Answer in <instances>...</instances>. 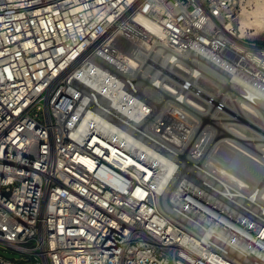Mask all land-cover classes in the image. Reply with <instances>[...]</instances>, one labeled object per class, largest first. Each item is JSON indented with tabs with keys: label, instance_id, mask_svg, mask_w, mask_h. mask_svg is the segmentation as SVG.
<instances>
[{
	"label": "built area",
	"instance_id": "1",
	"mask_svg": "<svg viewBox=\"0 0 264 264\" xmlns=\"http://www.w3.org/2000/svg\"><path fill=\"white\" fill-rule=\"evenodd\" d=\"M237 2L0 0V249L19 254L0 264H264V238L244 245L224 215L239 211L221 196L220 153L195 144V159H169L168 178V159H131L143 62L194 65L213 82L210 141L226 136L220 122L246 124L224 89L264 106V45L235 36ZM139 17L162 51L137 53ZM231 235L252 255L221 240Z\"/></svg>",
	"mask_w": 264,
	"mask_h": 264
},
{
	"label": "bare ground",
	"instance_id": "2",
	"mask_svg": "<svg viewBox=\"0 0 264 264\" xmlns=\"http://www.w3.org/2000/svg\"><path fill=\"white\" fill-rule=\"evenodd\" d=\"M237 3L239 7L238 16L236 23L232 26V29L235 30V36L245 38L248 35V31H254V33H249L248 36L264 31V0H238ZM135 27H142L140 32L132 27L136 34L134 45L138 54L147 57L148 54L150 55L151 50L159 52L163 50L162 38L155 25L139 17L136 20ZM149 34L152 35L151 39H147ZM117 55L128 64L131 71H133V68L138 67L139 64L135 58L124 56L121 52H118ZM140 67L134 72H140V77L142 78H146V73H148L150 78H146V84L139 85L138 90L132 87L135 97L131 98V156L133 154L137 157L132 156L133 158L131 159H168L164 168L167 178L172 173L174 164L169 159H195L198 154L194 147L195 144L203 152L206 151V147L208 148L209 152H205V157H207L206 154L209 156L210 152L216 147L227 146L232 151V154L236 153L234 158L230 160L232 164L238 158L264 164L262 163L264 162L262 160L264 156L254 154L253 151L248 150L244 145L232 141L229 138V136H233V134H229L230 131L226 133L227 138L224 136L223 139L217 138L210 141L212 128L206 129L208 127L202 125L203 123L199 121L197 115L200 117L202 113L214 117L212 120H220L215 119L217 115L213 104L215 97L213 86L215 85L205 75L198 73L194 65L184 66L176 62L172 64L164 63V66L160 69L152 67L146 61ZM163 69H165V73L172 71L181 78L177 80H171L164 76L162 78H154L152 74L157 73V71L160 72V70L163 71ZM142 78H139V80ZM139 80L135 82V85L140 83ZM179 81L182 82L179 83ZM221 94H223L224 99H228L232 102V105L238 108L237 111L240 115H246L249 119H254L251 114L258 115L257 111H260V109L264 110V106L259 107V109L231 96L227 89H224ZM209 111L214 113L210 114ZM259 115L260 119L256 121L264 124V114L261 112ZM198 121L201 122L199 126H203L204 129L200 128L197 136L193 139V133L198 130ZM222 123L219 125L224 126L225 129L232 127L241 132L246 130L241 124ZM235 139L238 140L236 137ZM210 148L212 149L210 150ZM74 159L88 158L78 156ZM231 165L226 164L225 168L215 166L216 170L214 171L218 178L220 174L221 185L238 202L235 206V202L234 204L232 203V206L239 211L238 214L224 210V215L227 218L230 217L233 222L245 229L246 239L244 240V245L248 243L250 245L255 244L258 240L264 238V229H262L264 228V188L260 186L261 188L257 189L258 187L256 188L255 186L251 190H247L242 179L237 178L238 176L227 168ZM241 170L240 172H242ZM227 213H229L228 216ZM233 238L237 241H234ZM221 240L230 247L238 249L242 255H252L253 253L250 248L247 249L241 246V239L233 237V235L229 236L228 239L223 237Z\"/></svg>",
	"mask_w": 264,
	"mask_h": 264
},
{
	"label": "rangeland",
	"instance_id": "3",
	"mask_svg": "<svg viewBox=\"0 0 264 264\" xmlns=\"http://www.w3.org/2000/svg\"><path fill=\"white\" fill-rule=\"evenodd\" d=\"M252 32L254 33V31H248L247 33L249 35V33H252ZM248 35H247L248 38L245 37L244 39L255 41L257 44L264 45V31H261V32L259 31V33L258 32L255 33L254 34L255 36L254 35L253 36H248ZM164 77L169 78L171 80H177L178 78H181L179 75H176L172 71L170 73L168 72V73L164 74ZM180 82H182V81H179V83ZM144 83L146 84L145 81H143V82L140 81V83H137L136 85L134 83L131 86L133 87V89L136 88L135 90H138L139 85H143ZM204 90H205V88H204ZM202 98H204V97H202ZM231 109H232V107H231ZM212 113H214V112L213 111L210 112V114H212ZM206 116L207 115H204L202 113L200 114V117H199V115H197V117L199 118V121H201L202 117L204 118ZM238 116L243 117V119L247 120V122H245L246 123L245 125L241 124L244 127V130L246 129L244 131L245 133L241 132L239 130H236V129L232 128V127H229V128H227V133H229V131H230L229 134H231V135L233 134V136H229V138L232 141L238 142V144H240V145H244L248 150L253 151L254 154H257V155L259 154L261 156H264V124H262L261 122L256 121L255 119H251V118L249 119V117H247L246 115H242L241 114V115H238ZM210 119H214V117L210 116ZM215 119H219L217 117V115L215 116ZM200 123L201 122H199V124H198L199 129L204 126L205 122H202L203 123L202 127L199 126V125H201ZM207 123H209V122L207 121L205 124H207ZM221 123L222 122H220L219 124H221ZM198 131L193 133V135H194L193 139L197 136ZM227 137L225 136V138H227ZM235 137L238 140H236ZM223 138H224V136L223 137L221 136L219 139H223ZM211 149L212 148H210V150ZM215 149H213L210 152L211 156L215 152H216V155H218L220 153V155H218L219 156L218 159H220L221 162H224V160H225V161L229 162L227 165H231L232 164V161H230V160L234 158V155L236 153L232 154V151L227 146H223V147L219 146V147H216ZM228 149H229V151H228ZM261 150H262V152H261ZM262 160H264V159H262ZM262 163H264V162H262ZM257 164L258 163L253 162V161H251L249 159H243V158L240 159V158H238V159H235L233 161V164L231 165L232 167L230 166V167H227V168L229 169L230 172H234L235 175L238 176L237 178H240V180L242 179V182L246 185L247 190H251L255 186H256V188L258 187L257 189H260L261 187L264 188V164L259 163L260 165L258 164V166H257ZM240 170L243 173L240 172ZM247 180H248L249 183L247 182ZM226 192H227L226 188L222 186L221 194H223V195H221V196H223L225 198V200H227L231 204L232 203L234 204V202H235L234 206L237 205L238 202L236 201V199L233 198L230 194H228V192L227 193ZM18 257H19V254L14 252V251H11V250H8V249H0V258H2L4 260H10L11 261V260L17 259Z\"/></svg>",
	"mask_w": 264,
	"mask_h": 264
}]
</instances>
